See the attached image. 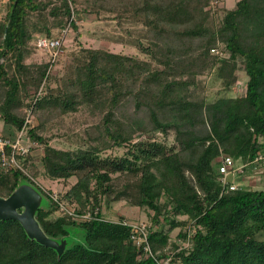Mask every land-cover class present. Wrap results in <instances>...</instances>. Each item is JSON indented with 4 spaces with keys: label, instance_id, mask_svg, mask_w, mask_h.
I'll use <instances>...</instances> for the list:
<instances>
[{
    "label": "trees",
    "instance_id": "obj_1",
    "mask_svg": "<svg viewBox=\"0 0 264 264\" xmlns=\"http://www.w3.org/2000/svg\"><path fill=\"white\" fill-rule=\"evenodd\" d=\"M211 3L6 1L0 11V122L19 132L25 110H31L36 126L27 127L26 136L41 147L42 174L52 181L74 178L58 201L91 217L78 221L61 212L34 182L39 170L32 157L17 156L23 171L0 170V197L22 180L35 186L48 200L36 215L44 233L54 239L71 235L70 244L58 258L29 240L19 223L2 221L0 264H154L138 260L123 217L102 219L101 209L117 202L152 212L148 243L158 258L168 257L171 246L170 264H264V190L239 187L221 195L216 169L221 155L242 171L264 163V0H238L220 21ZM79 6L96 16L110 14L119 26H138L130 42L145 59L80 49L70 53L56 86L37 95L52 74L48 60L27 63L38 52L36 36L59 37L51 33L55 22L63 29L69 21L75 29L70 19ZM214 48L223 57L212 55ZM240 70L247 77L240 96L207 102L195 92L199 77L209 73L228 89ZM82 109L96 121L78 137L80 147H52L47 133ZM113 149L125 152L101 156ZM55 212L60 215L51 219ZM176 228L180 241L190 234L188 248L170 242Z\"/></svg>",
    "mask_w": 264,
    "mask_h": 264
},
{
    "label": "rangeland",
    "instance_id": "obj_2",
    "mask_svg": "<svg viewBox=\"0 0 264 264\" xmlns=\"http://www.w3.org/2000/svg\"><path fill=\"white\" fill-rule=\"evenodd\" d=\"M6 1L7 0H0V11L3 9ZM237 1L238 0H212V2L216 4L215 8L217 11V20L220 21L224 13L228 9L233 8ZM78 10L79 13H77V15L74 14L75 29L71 28L69 21H64V28L69 29L62 39L63 42L60 56L51 69L50 74H52V76L47 82L44 81L40 86V88L42 87L43 93L47 90V87L53 88L56 86L57 79L60 78L65 72V67L69 61L70 53L76 52L80 49H102L114 54L145 59V56L141 54L138 49H136L130 42V39H134L141 30L138 26H131L128 24L119 26L117 20H114L110 14L100 13L99 16H96L95 13L83 9L81 6L78 7ZM2 16L3 11L0 12V18ZM58 23L55 22L53 25V30L51 32L53 36L58 35L60 29ZM126 31L131 33V37L128 38L126 36ZM48 59L49 55L47 53L44 54V52L38 51L35 55L27 60V63H41L47 61ZM198 80L199 87L197 90H195V92L200 96L205 97L207 102H213L222 96H240L244 92L247 77L241 70L236 72L228 89L224 88L221 80L217 79L214 73L205 74L199 77ZM38 92L39 90L37 91V94ZM31 116L33 121L32 125L34 127L36 126V120L32 113ZM95 121L96 120L92 119L88 112H86L84 109L68 115L64 117L58 125L53 126V129L47 133V137H50L49 144L52 147L61 150L76 149L81 145V143L78 142V137L82 136L83 131L90 128V126H92ZM7 130L11 131L10 128H7L0 122V136L7 137ZM156 138L163 140L160 135H157ZM165 142L168 146H170L173 143L172 137H168ZM29 149L31 151L30 156H32V159L34 160V165L39 170V175L34 180L35 183L46 194H55L56 196L62 198V196L75 182V179L72 178L67 182H63L55 180L52 181L44 177L42 174L41 163L39 161L42 155L41 147L37 145V148ZM124 152L125 149H113L101 154V156L120 157L124 154ZM234 168L239 169L241 166L239 163H235ZM228 179L233 180L239 187L249 188L252 190H264V163L258 165L256 170L251 171L248 169L246 171H242V173L238 172L234 176L229 175ZM22 182L25 183V181ZM63 200L65 199L63 198ZM65 202L66 201H63V203ZM42 204H48V200L45 196ZM59 215L60 213L55 212L50 216V218L55 219ZM151 216L152 212L148 209L134 208L125 202L113 203L110 209H101L102 219L110 222H116L119 217H123L129 223H146L149 226L152 225L150 223ZM180 219L184 220L185 218L181 217ZM168 228L169 226L167 224H163V229L165 231H167ZM185 230H187V228ZM180 231L181 228H176L169 233L170 242L178 243V241H180V239L177 238ZM172 252V247L169 246L165 253L168 254V256H171Z\"/></svg>",
    "mask_w": 264,
    "mask_h": 264
},
{
    "label": "built area",
    "instance_id": "obj_3",
    "mask_svg": "<svg viewBox=\"0 0 264 264\" xmlns=\"http://www.w3.org/2000/svg\"><path fill=\"white\" fill-rule=\"evenodd\" d=\"M215 3L212 2L211 6L215 7ZM74 20V14H72L70 21ZM69 26V25H68ZM69 28H64L59 30V37L57 38H47L43 35H37L35 40V46L39 52H44L49 55L48 61L50 62V70L55 65L58 60L61 49H62V39L67 33ZM212 55L223 57L222 53L214 48L210 50ZM42 87L39 89L37 95H42ZM26 119L24 126L19 132L15 133L14 139H10L4 136H0V170L3 173H8L12 170L18 169L23 171L21 164L17 160V156L25 157L26 155H31V151L29 148L34 149L37 148V144L32 143L31 140L26 136V129L28 126L33 127V121L31 116V110L26 109ZM7 149H9V153H7ZM32 157V156H31ZM261 157L256 158L255 161H259ZM217 172L219 174V182L222 185L221 195H225L229 192H234L239 189V186L233 181L229 180L228 176H234L238 172H241L242 167L237 169L234 168V162L231 157L226 155H221L217 161L216 165ZM35 182V181H34ZM48 196L55 203L58 204L59 210L63 213H67L72 218L78 221L88 220L91 217L90 213L85 214H77L75 210V206L72 204L71 206H67L63 202L58 201V197L53 194ZM122 225L130 228V240L140 251V255L138 260L141 262L147 261L149 259L154 261V264H170L171 256L166 258H158L159 252L154 254L150 248L148 243L149 236V226L146 223H129L126 220L121 222ZM190 246V234L187 235L185 240L178 241V247L180 249H186Z\"/></svg>",
    "mask_w": 264,
    "mask_h": 264
},
{
    "label": "water",
    "instance_id": "obj_4",
    "mask_svg": "<svg viewBox=\"0 0 264 264\" xmlns=\"http://www.w3.org/2000/svg\"><path fill=\"white\" fill-rule=\"evenodd\" d=\"M22 181L7 198L0 197V222L19 223L29 240L55 251L57 257L60 258L70 244L71 235L54 239L44 233L36 215L48 204H42L44 195L35 186L27 181L25 183Z\"/></svg>",
    "mask_w": 264,
    "mask_h": 264
},
{
    "label": "crops",
    "instance_id": "obj_5",
    "mask_svg": "<svg viewBox=\"0 0 264 264\" xmlns=\"http://www.w3.org/2000/svg\"><path fill=\"white\" fill-rule=\"evenodd\" d=\"M7 132H8L7 134H9V133L11 134V137H9V138L14 139L15 133L14 132H11V131H8V130H7Z\"/></svg>",
    "mask_w": 264,
    "mask_h": 264
}]
</instances>
